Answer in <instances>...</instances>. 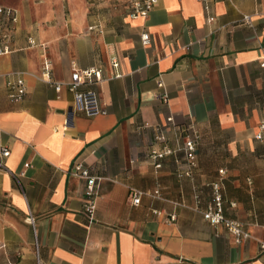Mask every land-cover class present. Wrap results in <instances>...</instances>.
<instances>
[{
	"label": "crops",
	"instance_id": "crops-1",
	"mask_svg": "<svg viewBox=\"0 0 264 264\" xmlns=\"http://www.w3.org/2000/svg\"><path fill=\"white\" fill-rule=\"evenodd\" d=\"M93 1L65 0L64 17L54 0H0L19 9L0 56V264H264V0H211L209 10L159 0L146 17L132 16L129 0ZM114 1L123 5L108 13ZM98 11L108 13L95 23L104 34L87 30ZM94 67L104 70L94 87L107 112L87 117L67 83L75 68ZM18 75L28 92L13 102ZM192 124L201 134L193 177H179L183 154L156 169L148 153L183 143ZM78 162L102 178L94 223L85 181L71 173ZM221 169L226 214L252 234L242 244L196 209V191L206 208ZM131 187L161 196L135 205Z\"/></svg>",
	"mask_w": 264,
	"mask_h": 264
},
{
	"label": "built area",
	"instance_id": "built-area-1",
	"mask_svg": "<svg viewBox=\"0 0 264 264\" xmlns=\"http://www.w3.org/2000/svg\"><path fill=\"white\" fill-rule=\"evenodd\" d=\"M159 0H131L130 14L134 17L142 16L146 17L150 11L158 4ZM206 10L210 9L211 0H202ZM245 20L251 22V16L246 15ZM19 21L18 10L6 6L0 2V56L9 53L11 47L9 41L11 40L14 25ZM92 30L96 26L91 27ZM144 44L150 43V34L144 33L142 35ZM34 43V41H32ZM119 61L114 59V68H119ZM264 65V63H263ZM45 74L50 76L52 70V63L46 59L44 62ZM121 73H115L113 78L121 77ZM106 80L104 70L101 67H94L89 69L75 68L72 74L71 81L67 83V86L75 95V109L87 117H96L105 114L107 111L103 99L99 91L94 87L99 82ZM162 86L163 83L160 82ZM10 86V100L13 102H19L24 99L28 89L25 79L18 75L14 81L9 83ZM58 91L61 90L62 84L57 83L55 85ZM172 121L173 118H170ZM261 129L264 131V121L261 124ZM258 139H262L263 135L259 134ZM160 142H167L165 135L161 134L158 137ZM201 140V134L198 127L195 124L190 125L188 134L183 143H178L176 147L170 146L165 143L162 148L152 149L148 153L149 159L153 162L156 169H161L164 165V160L168 157L174 156L177 161H180V154H183L185 159L186 168L179 172V177H193L194 169L198 166V146ZM3 156L10 155V150L3 149ZM0 168L7 169L6 164L0 160ZM71 173L85 181V212L88 216L89 222L94 223L96 221V214L98 208V197L100 195V182L101 177L95 175L92 169L86 166L82 162L76 163ZM226 170H220V177L211 184V200L208 202L206 208H201V195L197 190L195 193L196 209L199 210L203 217L209 221L212 225L224 226L234 237L237 244H242L248 241L252 234L247 230L245 223L241 220L233 219L227 216L225 209V195H224V179ZM19 175H15L18 179ZM132 194L133 203L139 205L142 202V197L146 194H150L155 197L161 196V191L158 189L153 193L144 192L135 187L130 188ZM171 220H176V215L171 216ZM260 248L264 252V240L260 241Z\"/></svg>",
	"mask_w": 264,
	"mask_h": 264
},
{
	"label": "rangeland",
	"instance_id": "rangeland-1",
	"mask_svg": "<svg viewBox=\"0 0 264 264\" xmlns=\"http://www.w3.org/2000/svg\"><path fill=\"white\" fill-rule=\"evenodd\" d=\"M2 2H4L5 0H1ZM10 1V3H15L16 4V2H18L19 0H9ZM28 1V4L30 5V6H32V7H36V6H40V7H43V6H45L46 4H48V0H27ZM104 2V1H103ZM89 3L91 4V6L92 7H94V1L93 0H89ZM102 3V2H101ZM130 4H131V0H129L127 3H125L124 5L127 7L128 6V10H130ZM52 5H54V7L55 8H57L59 11L63 8L64 9V14H61V16H64V17H68V15L70 14V13H67V9H66V3H65V0H54V2H53V4ZM96 5H98V7H99V5H100V3H97V4H95V6ZM123 4H122V2L121 1H114V2H111V3H108V4H106V7H108V13L112 10V11H118V10H120V8H121V6H122ZM19 10V9H18ZM92 10V9H91ZM108 13H105V14H103V11H98V13H94V15H93V12L89 15V16H91V18H92V16H95V17H97V16H99V19L98 20H96V21H94V22H91L90 24H89V26H88V31L89 32H99V34H104V32H105V30L103 29L104 27H102L101 26V28H99V29H97V28H95V29H93L92 30V26H96V22L97 21H99L100 19H103V17H105V16H103V15H106V14H108ZM99 26V25H98Z\"/></svg>",
	"mask_w": 264,
	"mask_h": 264
}]
</instances>
